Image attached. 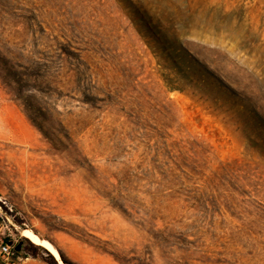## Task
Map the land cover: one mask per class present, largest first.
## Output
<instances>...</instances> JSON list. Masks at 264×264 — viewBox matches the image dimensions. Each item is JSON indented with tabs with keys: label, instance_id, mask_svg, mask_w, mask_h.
<instances>
[{
	"label": "rangeland",
	"instance_id": "obj_1",
	"mask_svg": "<svg viewBox=\"0 0 264 264\" xmlns=\"http://www.w3.org/2000/svg\"><path fill=\"white\" fill-rule=\"evenodd\" d=\"M25 229L78 264H264V0H0V264L51 260Z\"/></svg>",
	"mask_w": 264,
	"mask_h": 264
},
{
	"label": "bare ground",
	"instance_id": "obj_2",
	"mask_svg": "<svg viewBox=\"0 0 264 264\" xmlns=\"http://www.w3.org/2000/svg\"><path fill=\"white\" fill-rule=\"evenodd\" d=\"M22 235L25 236L27 239H29L34 244L40 245L44 247L45 249H47L60 261L61 264H63V262L60 259L59 251L52 242H50L49 240L45 238L40 237L38 234H36L35 232L29 229L23 230Z\"/></svg>",
	"mask_w": 264,
	"mask_h": 264
},
{
	"label": "trees",
	"instance_id": "obj_3",
	"mask_svg": "<svg viewBox=\"0 0 264 264\" xmlns=\"http://www.w3.org/2000/svg\"><path fill=\"white\" fill-rule=\"evenodd\" d=\"M137 11L136 12H138L139 13V15H144V16H146V17H149V14H148V12L143 8V7H138V9H136ZM146 25V27H147V24H145ZM150 27V26H149ZM222 83V82H221ZM254 112V114L255 115H257V116H259V113L257 112V111H253ZM39 128H40V130L44 133V134H46V135H48L47 134V132H46V130H44V128L42 127V126H40V125H38V124H36ZM36 245V244H35ZM40 246V245H39ZM49 253V255H50V257H51V260H48V259H44L48 264H59L58 263V261H56V259L54 258V256H53V254L51 253V252H48ZM60 254V257H61V259H62V261H63V263L64 264H78L77 262H75L74 260H72L71 258H69L66 254H64L63 252H60L59 253ZM35 255V254H34Z\"/></svg>",
	"mask_w": 264,
	"mask_h": 264
},
{
	"label": "built area",
	"instance_id": "obj_4",
	"mask_svg": "<svg viewBox=\"0 0 264 264\" xmlns=\"http://www.w3.org/2000/svg\"><path fill=\"white\" fill-rule=\"evenodd\" d=\"M12 252V246L5 237L0 236V256L7 257Z\"/></svg>",
	"mask_w": 264,
	"mask_h": 264
}]
</instances>
